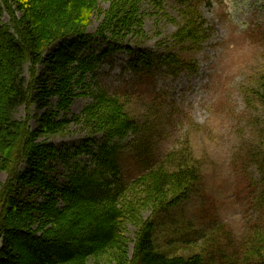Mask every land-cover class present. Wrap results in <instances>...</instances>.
<instances>
[{"label": "trees", "instance_id": "obj_1", "mask_svg": "<svg viewBox=\"0 0 264 264\" xmlns=\"http://www.w3.org/2000/svg\"><path fill=\"white\" fill-rule=\"evenodd\" d=\"M97 1L0 0V172L6 174L0 182V264H85L105 254L112 256L113 264H209L198 254L157 252L153 222L142 216L144 211L176 206L199 179L198 161L187 147L155 156L148 122L139 124L125 109L126 101L105 92L94 95L81 115L59 117L75 96L73 84L95 68L94 60L83 55L91 37L117 44L141 31L143 0H105L107 9L100 11L95 34H89L87 16L97 12ZM174 2L181 21L172 42L198 50L209 37L200 7L210 0ZM137 53L132 67L141 63L150 69L151 57ZM157 59L172 71L186 64L173 54ZM25 65L28 77L22 73ZM259 89L264 103V72ZM52 97L57 99L55 111L48 109ZM21 105L43 110L35 128L27 119L13 117ZM69 122L86 128L89 136L102 132L105 141L95 150L84 149L92 168H77L60 182L51 173L55 162L65 157L38 138L63 132ZM128 133L134 136L130 147L136 150L138 172L126 180L119 163L121 149L109 141ZM128 223L136 227L131 255L122 233ZM258 228L244 239L235 264H264V229Z\"/></svg>", "mask_w": 264, "mask_h": 264}, {"label": "rangeland", "instance_id": "obj_2", "mask_svg": "<svg viewBox=\"0 0 264 264\" xmlns=\"http://www.w3.org/2000/svg\"><path fill=\"white\" fill-rule=\"evenodd\" d=\"M97 5V12L86 14L87 32L92 35L108 2L98 0ZM178 10L174 0H143L140 33L129 34L117 44L92 36L83 55L94 60L95 68L73 84L75 96L59 117L81 115L94 95L105 92L126 101L125 109L139 124L148 122L155 156L187 147L198 161L199 179L176 206L142 215L153 222L154 249L182 257L198 254L209 264H235L244 239L257 226L264 229V103L259 89L264 72V0H210L202 5L209 37L198 50L172 42L181 21ZM1 20L6 24L7 15ZM138 51L151 57L150 69L141 63L137 69L132 67ZM165 54L176 55L186 64L172 71L157 59ZM27 70L25 65V77ZM56 100L50 98L48 109L56 110ZM42 111L21 105L12 115L27 119L35 128ZM67 124L63 132L38 138L64 155L51 173L60 182L77 168H92L84 149L95 150L105 141L102 132L89 136L77 122ZM133 139L128 133L109 141L121 149L119 163L126 180L138 172L136 150L130 147ZM5 179L0 172V182ZM135 232V226L124 225L129 255ZM19 258L25 263L22 255ZM85 264L113 261L105 254L88 258Z\"/></svg>", "mask_w": 264, "mask_h": 264}]
</instances>
